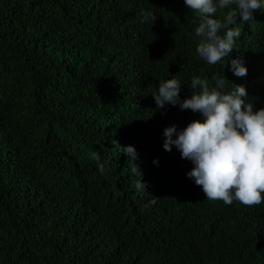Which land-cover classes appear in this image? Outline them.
Segmentation results:
<instances>
[{"label":"trees","instance_id":"obj_1","mask_svg":"<svg viewBox=\"0 0 264 264\" xmlns=\"http://www.w3.org/2000/svg\"><path fill=\"white\" fill-rule=\"evenodd\" d=\"M198 23L184 0H0V264H264V202L207 199L163 148L199 114L151 95L224 75L264 107V8L237 24L243 77L197 55Z\"/></svg>","mask_w":264,"mask_h":264},{"label":"clouds","instance_id":"obj_2","mask_svg":"<svg viewBox=\"0 0 264 264\" xmlns=\"http://www.w3.org/2000/svg\"><path fill=\"white\" fill-rule=\"evenodd\" d=\"M184 4L199 18L194 28L197 55L209 65L227 57L233 75L246 76L243 58L230 53L241 35L238 22L253 20V10L264 8V0H184ZM225 9L223 19L217 18L218 11ZM226 79L223 75L210 87L207 80L193 76L188 82L191 95L183 99L182 82L174 77L159 82L151 93L158 109L170 104L199 114L183 128L166 126L163 148L171 151L175 146L181 157L191 162L186 175L202 188L207 199L226 205L234 200L259 205L264 202V107H254L243 84L225 91ZM121 150L133 165L130 172L140 177L137 190L145 188L143 173L135 163L136 148L126 145ZM153 162L158 164V159Z\"/></svg>","mask_w":264,"mask_h":264}]
</instances>
